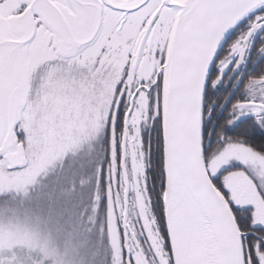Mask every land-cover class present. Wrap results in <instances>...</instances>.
Masks as SVG:
<instances>
[{
    "label": "snow or ice",
    "instance_id": "obj_1",
    "mask_svg": "<svg viewBox=\"0 0 264 264\" xmlns=\"http://www.w3.org/2000/svg\"><path fill=\"white\" fill-rule=\"evenodd\" d=\"M0 264H264V0H0Z\"/></svg>",
    "mask_w": 264,
    "mask_h": 264
}]
</instances>
